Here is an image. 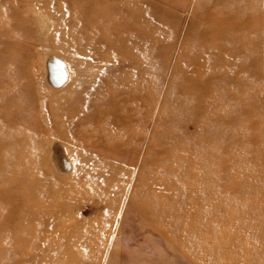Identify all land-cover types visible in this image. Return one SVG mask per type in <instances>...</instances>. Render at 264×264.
Listing matches in <instances>:
<instances>
[{"label":"rangeland","instance_id":"rangeland-1","mask_svg":"<svg viewBox=\"0 0 264 264\" xmlns=\"http://www.w3.org/2000/svg\"><path fill=\"white\" fill-rule=\"evenodd\" d=\"M113 1L0 0V264H264V0H131L157 28L98 49L91 14ZM215 96L224 133L180 159L182 115Z\"/></svg>","mask_w":264,"mask_h":264},{"label":"bare ground","instance_id":"bare-ground-1","mask_svg":"<svg viewBox=\"0 0 264 264\" xmlns=\"http://www.w3.org/2000/svg\"><path fill=\"white\" fill-rule=\"evenodd\" d=\"M238 6L239 7L237 8V12L234 14H239V15L246 14V11H244V8L248 7V6L251 7L252 3L249 2V3H245L243 5L240 4ZM114 12L117 14H112ZM131 12H134L133 10H131V0H115L113 2L105 3L101 8H99V10H96L95 14H91V16L94 18L93 29L95 30L96 34L102 35L105 38V41L101 42V44H99L97 46L98 49H102L104 47V45H110V44L112 45L113 40H110V36H108L110 34H108V32L109 31L113 32L115 30L118 31V29H120L121 32H117V33L123 34L124 38H127L130 41L133 48L144 45V43L139 41L140 38L143 39L141 37L140 33L139 34L134 33L135 38L133 39V37H132L133 34L130 31V29L136 25L135 27H138L137 30L139 32L142 31V35L144 37H146L147 35H151L153 33V29L155 30V28H157L155 26V20H154L155 18L153 16V14H138V13L137 14H130ZM123 20L125 23L124 29H122L120 27L117 28V26ZM227 29H228V31H226ZM231 31H234V30L231 28L218 27L215 31H213L209 35H210V37L216 36L220 39H226L229 37V35H231ZM92 37L93 36L90 35L91 39H92ZM244 39L248 43L247 49H248L249 55H251V46H250V41L252 40L251 32H249ZM234 40H236V39H234ZM123 43L124 42H122V44ZM147 45H151L150 41L147 43ZM204 45H203V47H204ZM222 46H223V43H219V48H213L211 50L215 53L220 54V49ZM222 54H223V52H222ZM143 55H145V52H143ZM148 57L151 59L153 58V55L150 54V50L148 51ZM52 60H51L52 63H51V61L48 63L49 75H52L54 77V74H56V70L54 69L55 65L57 67H59V69H61L62 74H60V73H58V74L63 75L65 73V69H64L62 63L60 61H58L57 59H55L54 57L52 58ZM131 72H133V71H131ZM197 73L199 74L198 77H199V79L203 85L204 84L203 76H206V71L205 70L204 71H197ZM215 74H216V72H213L211 75H215ZM131 79H132V77H131ZM130 86L131 85L126 86V87H130ZM125 90H126V88H125ZM193 98L194 97H192L191 99H193ZM198 98L199 97L197 95V97H195V99H198ZM206 98H207V96H206ZM70 103H71V101H70ZM211 106H212V108L206 104V101H205V104L198 101L196 108H195V111H193L192 113L185 112L184 115H182L184 117L181 119V123L183 124V128L175 130V132H174V136H176L175 139H178L180 141V138H182L184 136H189L190 137L189 138V144L194 149L192 151L190 150L191 152H189L187 154L188 143L182 144L179 142V145L182 146L181 148H183V151L185 153V155L182 156L180 159H191V158H195V156H198V155H200V157H201L202 156L201 154L206 153L204 148L205 147L207 148V145L209 143L208 136H211V139H220L222 134L224 133L225 130L224 131L222 130L224 128L222 125L223 122H222V110H221V98H220V96H215V100H213L211 102ZM67 112L68 113L66 114L65 118L67 119V122H69L72 125L75 121V112H74V110L72 112H69V110H68ZM227 117H229V116H227ZM226 118H224V120H226ZM229 119H233V118L229 117ZM156 122H157V115H156L155 120H154V123H156ZM153 133H155V131ZM109 137H111V138H109ZM107 138H108V140H110V141H108L109 144H111L110 142H115L118 139H120V141H123L125 143L124 136H121V137H118L117 139H115L114 136L109 135V136H107ZM57 151H58L57 154H59V153H61V154H60L59 158L56 155V157L58 158L57 160L54 158L55 166L58 168V170L61 171L62 170L61 169V167H62L61 157H65L64 156V150H62L59 146V148L57 147ZM67 158H66V160H67ZM68 160L70 161L71 157ZM70 164H71V162H70ZM178 165L183 166V167H181L180 170L176 171L175 174L183 175V177H181L182 184L179 182H175L172 184V186H170L171 190L169 191V195L172 198L174 196V204H173V201L170 203L171 204L170 210L172 211V214L175 213L176 208L173 209V205L176 207V203L178 205V203L180 202L181 216H182L181 231L184 232L185 229L187 228V224H188L187 219L189 216L188 215V204L190 203L189 187L191 185V180L188 179V174L191 173V170L189 169L190 171L187 172L186 164L178 162ZM174 167H175V165L170 166V168L173 170V172H174ZM179 230H180V228H176V231H179ZM176 239H177L176 237H173V238L169 239V243L167 241L165 242L166 245L169 247V250H172L174 247V245L171 246L170 243L171 242L175 243Z\"/></svg>","mask_w":264,"mask_h":264}]
</instances>
